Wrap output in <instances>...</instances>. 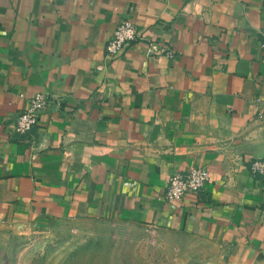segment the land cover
Segmentation results:
<instances>
[{
    "label": "crops",
    "instance_id": "1",
    "mask_svg": "<svg viewBox=\"0 0 264 264\" xmlns=\"http://www.w3.org/2000/svg\"><path fill=\"white\" fill-rule=\"evenodd\" d=\"M124 19L142 38L106 65ZM263 38L264 0H0V224L117 219L264 258ZM38 92L61 104L18 138ZM194 166L203 189L167 200Z\"/></svg>",
    "mask_w": 264,
    "mask_h": 264
},
{
    "label": "rangeland",
    "instance_id": "2",
    "mask_svg": "<svg viewBox=\"0 0 264 264\" xmlns=\"http://www.w3.org/2000/svg\"><path fill=\"white\" fill-rule=\"evenodd\" d=\"M0 264H264V258L124 220L39 218L0 224Z\"/></svg>",
    "mask_w": 264,
    "mask_h": 264
},
{
    "label": "built area",
    "instance_id": "3",
    "mask_svg": "<svg viewBox=\"0 0 264 264\" xmlns=\"http://www.w3.org/2000/svg\"><path fill=\"white\" fill-rule=\"evenodd\" d=\"M137 24L131 19H124L119 22L112 37L107 42L104 50L105 63H108L119 55L133 41L141 39ZM264 61V38L261 41ZM176 51L168 44H160L157 41H150L146 47V54L150 57L161 55L173 56ZM61 97L46 92L34 94L28 106L22 110L15 119V136L25 137L35 128L42 110L52 103L61 104ZM250 170L255 176L264 175V157L255 159L250 164ZM210 177L207 167L194 166L187 171L176 172L168 180L165 197L169 201L180 200L186 195H196L204 187Z\"/></svg>",
    "mask_w": 264,
    "mask_h": 264
}]
</instances>
